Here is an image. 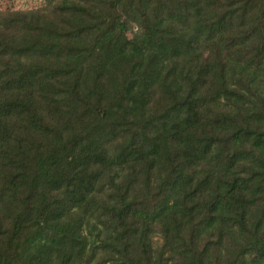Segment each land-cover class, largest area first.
<instances>
[{"label": "trees", "instance_id": "obj_1", "mask_svg": "<svg viewBox=\"0 0 264 264\" xmlns=\"http://www.w3.org/2000/svg\"><path fill=\"white\" fill-rule=\"evenodd\" d=\"M0 264H264V0L0 10Z\"/></svg>", "mask_w": 264, "mask_h": 264}, {"label": "rangeland", "instance_id": "obj_2", "mask_svg": "<svg viewBox=\"0 0 264 264\" xmlns=\"http://www.w3.org/2000/svg\"><path fill=\"white\" fill-rule=\"evenodd\" d=\"M45 6V0H0V10L2 11H18V10H40ZM138 29L130 27L126 31L129 39L134 40L137 36ZM156 245L161 243V237L156 235Z\"/></svg>", "mask_w": 264, "mask_h": 264}]
</instances>
